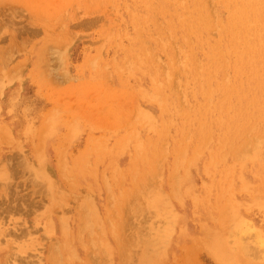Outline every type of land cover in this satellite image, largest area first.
<instances>
[{
  "label": "rangeland",
  "instance_id": "obj_1",
  "mask_svg": "<svg viewBox=\"0 0 264 264\" xmlns=\"http://www.w3.org/2000/svg\"><path fill=\"white\" fill-rule=\"evenodd\" d=\"M0 264H264V0H0Z\"/></svg>",
  "mask_w": 264,
  "mask_h": 264
}]
</instances>
